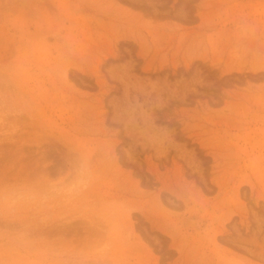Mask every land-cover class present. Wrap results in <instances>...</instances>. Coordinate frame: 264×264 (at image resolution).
<instances>
[{
  "label": "rangeland",
  "instance_id": "rangeland-1",
  "mask_svg": "<svg viewBox=\"0 0 264 264\" xmlns=\"http://www.w3.org/2000/svg\"><path fill=\"white\" fill-rule=\"evenodd\" d=\"M0 264H264V0H0Z\"/></svg>",
  "mask_w": 264,
  "mask_h": 264
},
{
  "label": "clouds",
  "instance_id": "clouds-1",
  "mask_svg": "<svg viewBox=\"0 0 264 264\" xmlns=\"http://www.w3.org/2000/svg\"><path fill=\"white\" fill-rule=\"evenodd\" d=\"M72 190H73L72 188L67 189L68 192H71Z\"/></svg>",
  "mask_w": 264,
  "mask_h": 264
}]
</instances>
